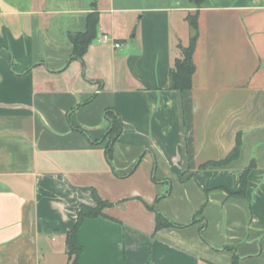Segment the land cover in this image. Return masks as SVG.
<instances>
[{
	"label": "crops",
	"instance_id": "obj_1",
	"mask_svg": "<svg viewBox=\"0 0 264 264\" xmlns=\"http://www.w3.org/2000/svg\"><path fill=\"white\" fill-rule=\"evenodd\" d=\"M197 12L193 86L173 90ZM95 192L79 264H264V0H0V264H70Z\"/></svg>",
	"mask_w": 264,
	"mask_h": 264
},
{
	"label": "trees",
	"instance_id": "obj_2",
	"mask_svg": "<svg viewBox=\"0 0 264 264\" xmlns=\"http://www.w3.org/2000/svg\"><path fill=\"white\" fill-rule=\"evenodd\" d=\"M189 2L194 5L197 9H200L205 0H189ZM99 20V13L94 11L88 14L87 19V29L83 32H75L70 34V39L73 44V58L82 59L86 53L90 43L97 37V26ZM186 20L189 22L192 27L193 33L190 37L189 44L187 46L178 44V49L180 50V56L177 57L174 61L172 68L170 69V88L173 90L185 91L189 90L193 86V76L196 70L194 64V51L196 48V43L198 39V12L195 14H188ZM107 117L110 119V130L109 143L107 146V152L109 158L112 157V145L120 135L122 131V121L118 116L117 112L112 109L106 111ZM239 152V141L234 148L233 152L225 159L224 162H229L234 157L237 156ZM217 163H209V165H214ZM249 170H245L241 176L242 189L240 192L232 195H244L247 186V174ZM95 201L97 205L95 207L89 206L86 204L81 205L78 219L75 226L68 232H66V247L67 255L70 264H79V258L83 251V246L80 244L78 239V231L87 218H95L101 215H104V209L110 204L102 200L100 196L95 192L94 193ZM156 216V230L161 228L175 226V224L169 220L161 212L157 211L155 207H151Z\"/></svg>",
	"mask_w": 264,
	"mask_h": 264
},
{
	"label": "built area",
	"instance_id": "obj_3",
	"mask_svg": "<svg viewBox=\"0 0 264 264\" xmlns=\"http://www.w3.org/2000/svg\"><path fill=\"white\" fill-rule=\"evenodd\" d=\"M98 41L99 42H109V41H111V38L109 35H103L102 37L98 38ZM114 46L120 47L121 43L114 41Z\"/></svg>",
	"mask_w": 264,
	"mask_h": 264
},
{
	"label": "rangeland",
	"instance_id": "obj_4",
	"mask_svg": "<svg viewBox=\"0 0 264 264\" xmlns=\"http://www.w3.org/2000/svg\"><path fill=\"white\" fill-rule=\"evenodd\" d=\"M191 31H192V29H191Z\"/></svg>",
	"mask_w": 264,
	"mask_h": 264
}]
</instances>
